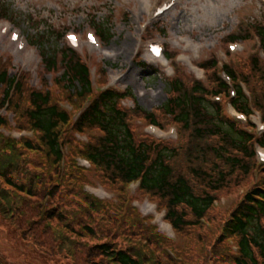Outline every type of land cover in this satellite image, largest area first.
Listing matches in <instances>:
<instances>
[{
  "label": "rangeland",
  "instance_id": "obj_1",
  "mask_svg": "<svg viewBox=\"0 0 264 264\" xmlns=\"http://www.w3.org/2000/svg\"><path fill=\"white\" fill-rule=\"evenodd\" d=\"M244 2L246 0H184L178 11L172 14L181 21L175 33L182 31L192 34L196 39H201L200 32H202L205 37H209L212 31L227 26L229 14L236 6L242 7V13L246 12L248 9L246 7L249 5L243 4ZM0 3L4 6V12L8 11L16 18L13 17L14 21L33 42L36 41L34 37L36 30L40 29L37 27L39 12L35 11L40 8L43 15L41 16L49 22L46 24H52L55 31L62 32L66 29L84 31L92 28L96 23L111 25L114 38L106 42L105 49L84 50L89 53L85 61L93 65L103 63L106 58L104 54L110 52L112 56L109 54V58L113 59L117 69H108L109 74L123 73L125 79L120 83L122 86H131L137 92L139 89L145 91L146 94L140 102L144 108L151 110L164 103L167 90L165 82L158 76L155 77L156 79L149 77L134 61V58L142 53L138 44L142 36L139 24L147 22L143 3L139 0H133L129 4H122L120 0H0ZM125 16H128L126 20ZM263 16L264 12L259 8H256L255 15L249 14L250 20L255 23L262 22ZM174 18L171 23L176 22ZM42 40L48 41V45L42 46L41 51L53 53L56 41L54 40V43L47 38ZM67 47L63 43L62 48L65 50ZM253 48L255 50L253 46L247 47L249 51ZM5 51H8L9 56L14 54V47L9 45L8 39L0 40V66L3 67L9 64L8 58L1 59V54ZM28 51L29 48L24 54L13 58L14 70L19 68L34 70L41 65L42 58L38 55L35 58H28L30 53ZM84 51L78 52L83 54ZM247 53L248 51L242 58ZM238 58L239 56L236 57L234 68L240 73H248V69L243 66L245 61ZM15 72L12 71L14 74ZM107 77L109 79L108 74ZM40 79L35 74L33 82H38ZM53 86L50 85L48 88L54 90ZM5 88L0 89V93ZM259 89L263 92L258 94L257 98L261 94L264 95V90L260 87ZM25 92L30 94L28 86L22 82L16 94ZM54 95L56 102L70 106L73 116L83 107L81 102L68 104L67 96L62 90L57 89ZM28 107L26 96L15 99L10 111H3L7 126L4 129L0 127V142L1 137L15 141L13 154L16 156V170L10 174V177L16 184H24L28 189H32L35 194V197L26 203L15 201L14 196L23 198L27 196L20 195L14 187L6 184L5 179L0 175V196L9 197L6 200L13 203L14 209L20 210L18 215L15 213V224H13L6 219L0 209V253L7 257L8 262L11 264H94L96 262L111 264L104 259L105 256L98 249L99 244L110 241L112 247L116 249L141 252L144 264H234L238 251L237 239L229 235L225 223L238 209L246 193L262 185L263 173L254 169L248 176L238 175L231 180L228 188L218 194L220 203L210 211L204 223L194 229L195 232L191 230L193 233L182 236L168 234L167 237L158 231L160 227L155 218L147 217L143 203L136 208L133 206L134 201L123 205L120 192H117L114 186L107 188L109 192L106 190L104 192L99 185L96 190L90 189L106 199H96L99 207L94 209L93 201L79 192L83 190L82 181L89 183L98 181L94 170L88 172L81 169L74 170L76 180L68 181L69 185H65L67 187L58 186L56 174L53 172L54 166L49 164L47 151L41 149L40 136L28 126V120L25 118ZM89 134L94 135L96 132L89 131ZM184 137L186 141L187 135ZM28 142L39 151H31L29 146L32 144H26ZM81 146L82 143H77L73 139L68 148L67 163H74V160L79 158ZM80 162L85 164L83 159H80ZM182 168L187 171V165ZM67 170L71 172L70 167ZM132 192H135L134 186ZM136 196L137 199L144 201L139 195ZM124 197L125 195L122 199ZM23 204L28 205L26 209H20ZM21 213L23 217H20ZM50 213L53 215L51 216ZM85 226L94 228L96 235L86 231Z\"/></svg>",
  "mask_w": 264,
  "mask_h": 264
},
{
  "label": "trees",
  "instance_id": "obj_2",
  "mask_svg": "<svg viewBox=\"0 0 264 264\" xmlns=\"http://www.w3.org/2000/svg\"><path fill=\"white\" fill-rule=\"evenodd\" d=\"M48 64L53 67L54 55L49 59ZM67 64L68 70L63 79L70 81L72 88H77V83H79L83 91L87 92L90 82L88 68L81 64L75 56L68 58ZM6 82V76L0 74V88ZM169 88L172 97L166 104V109L176 116L183 125L184 130L190 131L194 140L204 142L213 134H221L225 140L229 141V147L237 148L239 151H247L246 145L249 138L244 137L241 133H233L231 127L220 121L218 118L219 110L211 107L205 101L202 96L203 90L198 87V84L187 87L181 80L177 79L169 84ZM8 91L9 88L7 93ZM34 96H37L36 109L30 112V117L46 133L51 150L58 154L55 130L58 121L62 119V115L59 114L56 107L50 105L48 96L42 97L33 94ZM127 117L126 112L118 107L116 94L108 92L100 96L86 115V119L90 121V125L102 126L107 132V137L100 142L98 147L94 148L92 158L105 167L106 170L125 180L143 177L144 186L148 191L158 193L164 199H167L171 208L170 218L178 228L182 229L187 223L185 210H178L182 205H186L193 210L195 223H199L200 218L207 214L213 195L206 192L203 195L197 194L189 180L175 170L173 164L178 156L177 151L137 142L127 124ZM13 152V146L0 145V175L7 179L8 183L19 193L33 198L35 194L32 189H28L24 184H16L10 177V174L16 170V156ZM212 152L222 164L231 169V172L228 171L227 173L221 169L215 170L217 172L216 176L209 180V185L212 188L221 189L224 187L227 178L232 176V172L242 170L244 164L238 157L232 156L231 151L227 149H217L212 150ZM172 160L174 161L171 163ZM192 171L193 173L196 172L198 176H202V172H204L203 170L200 172L197 168ZM258 193L264 197V194ZM7 198L9 197L0 196L1 213L5 215L7 220L15 224V213L18 215L20 210L14 209L13 203L7 201ZM13 198L15 201L22 203L29 200L21 196H14ZM27 206V204H23L20 209H26ZM20 217H23L22 213ZM263 219L264 202L255 201L244 209V216L236 220L234 227L242 236L243 246V260H240L239 264H260L250 247L251 242L256 244L259 255L264 259V229L261 226V220ZM98 249L101 252L103 251V255L113 260H107L111 264H144L141 252L112 251L109 245L100 246ZM0 264L10 263L0 255Z\"/></svg>",
  "mask_w": 264,
  "mask_h": 264
}]
</instances>
